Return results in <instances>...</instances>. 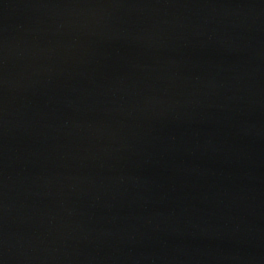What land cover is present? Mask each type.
Returning <instances> with one entry per match:
<instances>
[{
    "label": "water",
    "instance_id": "95a60500",
    "mask_svg": "<svg viewBox=\"0 0 264 264\" xmlns=\"http://www.w3.org/2000/svg\"><path fill=\"white\" fill-rule=\"evenodd\" d=\"M0 264H264V0H0Z\"/></svg>",
    "mask_w": 264,
    "mask_h": 264
}]
</instances>
